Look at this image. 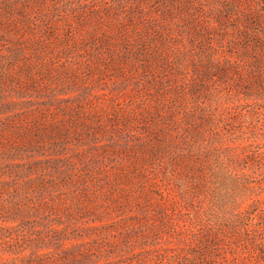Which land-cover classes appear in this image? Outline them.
<instances>
[{
  "label": "rangeland",
  "instance_id": "1",
  "mask_svg": "<svg viewBox=\"0 0 264 264\" xmlns=\"http://www.w3.org/2000/svg\"><path fill=\"white\" fill-rule=\"evenodd\" d=\"M241 32L262 45L264 0H0V264H264V54ZM169 129L186 142L146 153Z\"/></svg>",
  "mask_w": 264,
  "mask_h": 264
},
{
  "label": "trees",
  "instance_id": "2",
  "mask_svg": "<svg viewBox=\"0 0 264 264\" xmlns=\"http://www.w3.org/2000/svg\"><path fill=\"white\" fill-rule=\"evenodd\" d=\"M236 31H239L238 29H236ZM242 33H243V35H244V39H243V41H242V43L241 44H239L237 47H239L238 48V53H239V55H241V56H247V54L249 53V51L250 50H254V52L256 53V54H258V53H262V54H264V42H261L262 43V45L259 43V44H253V45H251V46H249V43H247V42H245V39L246 38H249L248 36H245V35H248L247 34V32H241L240 34L242 35ZM246 37V38H245ZM237 45V44H236ZM258 45H259V48H258ZM261 45V46H260ZM255 47V48H254ZM261 47V48H260ZM258 57H259V60H260V54H258ZM258 58H256L255 59V62L256 63H258V66L256 67L257 68V73L259 74V75H263L264 76V72H263V70H264V64H263V66H259V64H261L258 60H257ZM193 69H195V67L193 68ZM255 69V68H254ZM206 71H207V73H209V70L208 69H206ZM260 79V83H262V87L264 88V84H263V78H259ZM61 131L62 132H64L65 131V129L64 128H61ZM165 132H170V129L169 130H167V131H162V130H160V131H156L155 132V139H154V141L153 142H151V143H149V147H148V151L146 152V153H151V154H153L154 152H156L157 151V149H165V148H167V147H169V144L170 145H172L170 142H172L173 143V145L174 144H182V142H186L184 139H185V135H183V134H180L179 135V138H178V142L176 143L175 142V140H174V137L172 136V134L171 133H169V134H166ZM164 136H167L168 138H166V140H165V137ZM170 138H171V140L172 141H170L169 142V140H170ZM162 139H163V141H162ZM187 139V138H186ZM181 140V141H180ZM180 141V142H179ZM190 152V150H187V154L189 155V152ZM143 152H141V154H142ZM146 153H144L143 155H140V156H136L137 158H136V160H135V162H134V164L132 165V170L135 172L133 175H132V178L133 177H135V178H139V179H143L144 178V165H142V163L143 162H145L146 161V157H145V154ZM188 157V156H187ZM179 158V157H178ZM176 159L175 161H182V160H179V159ZM184 160V159H183ZM55 162V161H54ZM56 162H57V160H56ZM139 164H138V163ZM185 163H186V161H185ZM55 164V166H56V163H54ZM97 164V165H96ZM103 162H102V160H100L98 163L96 162L94 165H93V167L94 168H97V170H100L101 168H103ZM185 165H187V164H185ZM102 171H104V169H101ZM179 171H180V176H182L183 178H185V177H188V178H191L192 177V175H193V173H194V170L192 169V167L190 166V165H188V167L187 168H184V169H179ZM186 171L188 172V176L186 175ZM119 172H113V176H112V178L110 177L109 178V180H110V182L109 183H107V185H108V188H109V190H111V191H113L114 192V190H115V188H116V185H115V183H114V181H119V180H128L129 179V176H120L119 174H118ZM122 177V178H121ZM131 178V177H130ZM181 179L180 177L178 178L179 179V181H178V184L179 185H181V183H183L185 180L184 179ZM147 182V181H146ZM145 182V183H146ZM138 185H139V183H135V184H133V186L134 187H138ZM122 191H123V189H122ZM123 194V193H122ZM110 193H106L105 195H102L103 197L104 196H107V198H109L110 196ZM62 199L63 198H53L52 199V203H51V205H50V207L51 208H55V209H57L58 208V206H59V203H61L62 202ZM76 246H79V245H76ZM76 251V250H75ZM74 251V252H75ZM205 251V253H202L201 251H199V252H195V254H194V256H198V257H202V258H204V255L207 257L208 255H207V253H206V250H204ZM210 254H212V252H210ZM69 255H71L70 254V252H69ZM69 255H65L66 257H68ZM74 255V254H73ZM210 256V255H209ZM71 257V259L70 260H74V263H77L78 262V260H76L77 259V257L76 256H70ZM81 257H83V258H85V259H87V257H88V254L86 253V251H83V252H81ZM60 261V260H59ZM61 262H63V263H65V262H67V260H61ZM68 264V263H67Z\"/></svg>",
  "mask_w": 264,
  "mask_h": 264
}]
</instances>
